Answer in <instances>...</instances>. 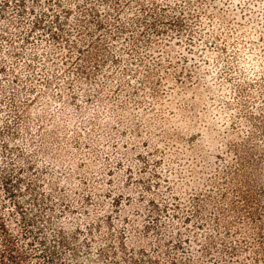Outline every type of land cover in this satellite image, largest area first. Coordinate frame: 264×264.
<instances>
[{
  "label": "rangeland",
  "instance_id": "1",
  "mask_svg": "<svg viewBox=\"0 0 264 264\" xmlns=\"http://www.w3.org/2000/svg\"><path fill=\"white\" fill-rule=\"evenodd\" d=\"M15 203L57 264H264V0H0Z\"/></svg>",
  "mask_w": 264,
  "mask_h": 264
},
{
  "label": "trees",
  "instance_id": "2",
  "mask_svg": "<svg viewBox=\"0 0 264 264\" xmlns=\"http://www.w3.org/2000/svg\"><path fill=\"white\" fill-rule=\"evenodd\" d=\"M4 189L14 196L6 185ZM13 208L17 210L8 216L0 210V264H57L55 247L47 253L44 241L34 234V220L20 213L23 208L16 203Z\"/></svg>",
  "mask_w": 264,
  "mask_h": 264
}]
</instances>
